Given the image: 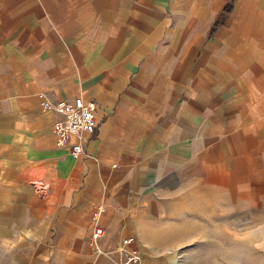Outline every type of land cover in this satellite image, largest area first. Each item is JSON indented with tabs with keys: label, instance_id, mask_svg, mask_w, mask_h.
I'll use <instances>...</instances> for the list:
<instances>
[{
	"label": "crops",
	"instance_id": "crops-1",
	"mask_svg": "<svg viewBox=\"0 0 264 264\" xmlns=\"http://www.w3.org/2000/svg\"><path fill=\"white\" fill-rule=\"evenodd\" d=\"M228 1L0 0V264H264V0ZM40 92L95 102L78 155Z\"/></svg>",
	"mask_w": 264,
	"mask_h": 264
},
{
	"label": "built area",
	"instance_id": "built-area-1",
	"mask_svg": "<svg viewBox=\"0 0 264 264\" xmlns=\"http://www.w3.org/2000/svg\"><path fill=\"white\" fill-rule=\"evenodd\" d=\"M38 96L41 99L42 108L51 109L56 113V118L51 125L56 145L69 147L73 155L81 153L83 141L95 133L97 124L95 102L85 100L79 95L71 99H59L55 102L45 98L42 92L38 93ZM102 210V203H98L92 213L94 225L88 238L89 244H96V240L104 232V228L97 223V217ZM134 242L133 236L123 239L122 252L116 264H142L140 251Z\"/></svg>",
	"mask_w": 264,
	"mask_h": 264
},
{
	"label": "rangeland",
	"instance_id": "rangeland-1",
	"mask_svg": "<svg viewBox=\"0 0 264 264\" xmlns=\"http://www.w3.org/2000/svg\"><path fill=\"white\" fill-rule=\"evenodd\" d=\"M199 239L190 238L185 245L176 246L170 253L176 255L178 261L175 264H237L234 262L226 263L216 260V257L210 258L209 246L207 240H200L206 244H198ZM224 247H216L217 255L223 251ZM221 251V252H220Z\"/></svg>",
	"mask_w": 264,
	"mask_h": 264
},
{
	"label": "trees",
	"instance_id": "trees-1",
	"mask_svg": "<svg viewBox=\"0 0 264 264\" xmlns=\"http://www.w3.org/2000/svg\"><path fill=\"white\" fill-rule=\"evenodd\" d=\"M232 4H233V0H229L226 4H225V6H224V8H223V12H228V11H230V9H231V7H232ZM215 29V27H212V30L211 31H213Z\"/></svg>",
	"mask_w": 264,
	"mask_h": 264
}]
</instances>
